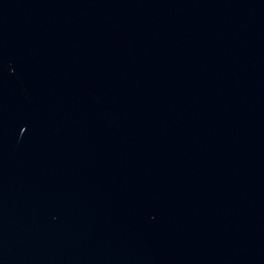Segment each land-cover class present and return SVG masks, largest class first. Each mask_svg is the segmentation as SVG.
Listing matches in <instances>:
<instances>
[{"label":"water","instance_id":"water-1","mask_svg":"<svg viewBox=\"0 0 264 264\" xmlns=\"http://www.w3.org/2000/svg\"><path fill=\"white\" fill-rule=\"evenodd\" d=\"M0 264H264V0H0Z\"/></svg>","mask_w":264,"mask_h":264}]
</instances>
